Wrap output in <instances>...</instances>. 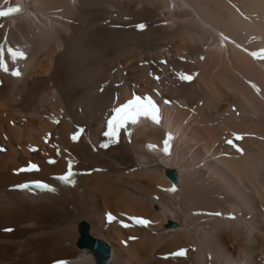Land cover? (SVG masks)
Instances as JSON below:
<instances>
[{
    "label": "bare ground",
    "instance_id": "6f19581e",
    "mask_svg": "<svg viewBox=\"0 0 264 264\" xmlns=\"http://www.w3.org/2000/svg\"><path fill=\"white\" fill-rule=\"evenodd\" d=\"M236 1L248 18L223 0H23L28 12L6 33L29 55L22 76L4 74L0 87V141L9 137L0 152V264H264V73L228 41L264 40V0ZM142 25L147 29L139 31ZM222 35L228 43L217 44ZM174 54L188 61L179 63ZM166 55L171 66L200 67L198 78L183 85H171L167 73L159 83L150 80ZM248 82L260 90L254 93ZM152 85L178 100L185 132L176 156L162 162L143 151L145 141L162 137L154 128L139 130L130 145L100 148L111 100ZM50 112L62 116L59 125L43 119ZM74 124L87 126L96 149L84 138L70 143ZM50 130L64 157L38 173L13 175L30 157L18 147L41 144ZM235 131L246 135L245 153L214 163ZM70 154L79 170H94L73 189L32 198L8 189L61 173ZM171 171L182 190L164 197L158 185H167ZM107 209L145 214L157 224L130 232L106 224ZM223 209L237 210V218L206 224L192 217L194 210ZM131 234L138 239L122 246ZM93 239L108 241L111 252ZM178 247H189L188 259L159 258Z\"/></svg>",
    "mask_w": 264,
    "mask_h": 264
},
{
    "label": "water",
    "instance_id": "95a60500",
    "mask_svg": "<svg viewBox=\"0 0 264 264\" xmlns=\"http://www.w3.org/2000/svg\"><path fill=\"white\" fill-rule=\"evenodd\" d=\"M170 177L173 179V180H176L177 179V176L175 175V173H171L170 174ZM170 226H174V223H170ZM89 238H87V240H88ZM94 241H95V243L99 246V247H101V248H104V249H106V250H108L109 252H110V248H109V246H108V244L107 243H105L104 241H102V240H100V239H93Z\"/></svg>",
    "mask_w": 264,
    "mask_h": 264
},
{
    "label": "rangeland",
    "instance_id": "374dc122",
    "mask_svg": "<svg viewBox=\"0 0 264 264\" xmlns=\"http://www.w3.org/2000/svg\"><path fill=\"white\" fill-rule=\"evenodd\" d=\"M172 48H173V47H172ZM172 48H171V50H172ZM178 55H179V54H178ZM173 58H174V59L176 58V54H174ZM174 97H178V96H177V95H174ZM143 139H151V138H148L147 135H144V136H143ZM131 179H134V178L132 177ZM4 232H6V231H4Z\"/></svg>",
    "mask_w": 264,
    "mask_h": 264
},
{
    "label": "snow or ice",
    "instance_id": "6c2138e0",
    "mask_svg": "<svg viewBox=\"0 0 264 264\" xmlns=\"http://www.w3.org/2000/svg\"><path fill=\"white\" fill-rule=\"evenodd\" d=\"M71 183H73V184H74V181L72 180V182H71ZM40 189H46V190H48V191H54V189H53V188H40ZM9 231H11V229H10Z\"/></svg>",
    "mask_w": 264,
    "mask_h": 264
}]
</instances>
